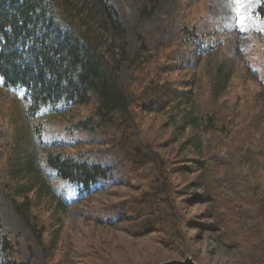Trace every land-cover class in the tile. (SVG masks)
I'll list each match as a JSON object with an SVG mask.
<instances>
[{"label": "trees", "instance_id": "trees-1", "mask_svg": "<svg viewBox=\"0 0 264 264\" xmlns=\"http://www.w3.org/2000/svg\"><path fill=\"white\" fill-rule=\"evenodd\" d=\"M162 1L141 0L139 19ZM179 29L157 53L138 34L131 56L111 0H0L1 92L44 117L32 136L7 122L0 188L31 239L0 217V264H34L36 248L45 264H210L190 230L228 264H264V83L235 90L241 62L217 26ZM56 120L70 142L45 139Z\"/></svg>", "mask_w": 264, "mask_h": 264}, {"label": "rangeland", "instance_id": "rangeland-1", "mask_svg": "<svg viewBox=\"0 0 264 264\" xmlns=\"http://www.w3.org/2000/svg\"><path fill=\"white\" fill-rule=\"evenodd\" d=\"M259 1L239 0L238 5L236 0H201L191 3L186 8L183 0H163L157 13L152 18L142 21L138 16L141 0H111L127 30L126 41L131 56L140 45L138 34H141L147 40L151 50L157 53L160 41H164L167 45L177 41L176 39L180 37L179 27L185 22L189 23L190 21L206 34H211L212 26H217L220 30L219 35L224 39L227 54H234L236 62H241L234 81L235 85L237 84L234 86L235 90H239V92L242 86H249L252 91L260 88L264 83V18L255 12ZM134 75V69L129 67V64H125L120 71L123 85L128 87L132 83ZM11 117L15 118L14 122L18 124V127L29 131L30 136L33 135L35 122L44 118L34 119L28 115L23 93L12 92L10 95H4L0 89V167H2L5 158V142L9 135L7 122ZM44 130L47 132L44 135L46 140L52 141L55 138L62 142H70L74 138L69 131L64 132L63 124L61 125L59 120L47 123ZM75 138L78 141L84 140L83 136ZM213 160L217 165L229 163L225 155L218 153L213 154ZM217 179L222 182L224 177L219 176ZM1 182L2 176L0 175ZM236 185L235 182H232L231 186L235 188ZM195 208L193 207V210H196ZM0 217L8 231H23L24 238L31 239L30 233L22 228L1 188ZM83 223V221L75 220L71 221V226L77 230L84 226ZM190 232L197 252L205 256L210 264H228L227 258L221 250L216 249V251L208 252L206 243L210 232L199 233L194 230H190ZM22 248L26 254L29 253L26 244H23ZM33 262L34 264H45L39 248H36Z\"/></svg>", "mask_w": 264, "mask_h": 264}, {"label": "water", "instance_id": "water-1", "mask_svg": "<svg viewBox=\"0 0 264 264\" xmlns=\"http://www.w3.org/2000/svg\"><path fill=\"white\" fill-rule=\"evenodd\" d=\"M159 264H199L192 257L188 256L185 259H172L161 262Z\"/></svg>", "mask_w": 264, "mask_h": 264}, {"label": "snow or ice", "instance_id": "snow-or-ice-1", "mask_svg": "<svg viewBox=\"0 0 264 264\" xmlns=\"http://www.w3.org/2000/svg\"><path fill=\"white\" fill-rule=\"evenodd\" d=\"M236 3L239 5V0H236ZM242 6V5H241Z\"/></svg>", "mask_w": 264, "mask_h": 264}]
</instances>
